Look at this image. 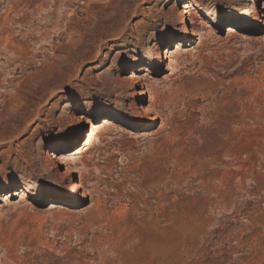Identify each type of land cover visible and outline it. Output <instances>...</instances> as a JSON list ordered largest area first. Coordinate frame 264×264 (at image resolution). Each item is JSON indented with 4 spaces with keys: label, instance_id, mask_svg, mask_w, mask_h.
I'll use <instances>...</instances> for the list:
<instances>
[{
    "label": "rangeland",
    "instance_id": "obj_1",
    "mask_svg": "<svg viewBox=\"0 0 264 264\" xmlns=\"http://www.w3.org/2000/svg\"><path fill=\"white\" fill-rule=\"evenodd\" d=\"M178 2L0 0V195L29 190L0 203V264H264V17L183 0L195 35L160 59Z\"/></svg>",
    "mask_w": 264,
    "mask_h": 264
},
{
    "label": "bare ground",
    "instance_id": "obj_2",
    "mask_svg": "<svg viewBox=\"0 0 264 264\" xmlns=\"http://www.w3.org/2000/svg\"><path fill=\"white\" fill-rule=\"evenodd\" d=\"M252 2L256 3V7L253 8L252 13L255 14V17H257L258 15H261L262 17H264V0H250ZM180 2V4H179ZM179 2L175 5L174 10V15H175V23L176 26L183 29L184 35L182 36L181 40L179 42H176L174 45H172V47H167V48H163V49H159L158 52H156L158 54V56L160 57V59L164 58V59H170L173 55H176L177 53H180L183 51V49L185 48V45L183 43V40H185L186 37H188L189 35H193L194 34V30H191L188 28L189 23L191 25H196V22L194 21V16L196 14L195 8L192 4L190 3H185L183 2V0H179ZM248 12H245L244 10L241 12V16L238 18H224V20H226L228 23H230L231 25H235V23L239 24L240 20H242V18H244L245 15H247ZM198 19L201 20L200 16H197ZM214 23H222L221 19L216 18L215 21H213ZM236 24V25H237ZM195 29V28H194ZM195 35V34H194ZM131 69H137V66H132ZM167 70L170 71V65L167 64ZM145 71V69L142 68V70H139V73H143ZM134 72H130L129 77H127L128 81H130L132 83L133 87H136V85L139 82L145 81L144 77L141 76H137L135 74H133ZM144 91V90H142ZM144 96H147V92H140L139 93V98L137 100V103H142L144 102ZM155 104H151V102H149V106L147 108L143 107V106H139L140 111L138 112V114L134 117L131 116H118L117 118H112V119H105L104 120V126H108V125H112L115 124L114 122H118L120 124H132V125H140V121L141 117H144L147 114H150L152 109H154ZM100 114L99 112H97L95 109H93V107L91 106H86L84 107V109L82 110V114L79 115L78 117V123H77V128L79 129V131H83L85 127H89L90 131H92L93 126L90 125V120L89 117H99ZM159 118L155 117L154 121H158ZM94 130V129H93ZM87 143V141H86ZM86 143H83L81 149H84L86 146ZM73 145H75V140H73L70 144V146L72 147ZM81 149L78 151H72L71 153H63L60 151H51L48 152L46 154V161L49 163H53L56 165V167L59 169H61V167H64V170L60 172L64 173V175H68L70 169L68 168L67 162L69 161V159L73 156H76L79 152H81ZM72 157V158H73ZM63 175V176H64ZM80 189V183L78 181L73 182L70 185V192L72 193H76L78 192V190ZM11 189L8 190L7 194H1L0 195V203L1 202H7L9 201L11 198L13 197H19L20 199L25 198L27 194H29V190L28 189H24V190H20L19 192H14L12 193ZM41 195V198H46L47 196L44 193H39ZM40 201V200H39ZM1 208V205H0Z\"/></svg>",
    "mask_w": 264,
    "mask_h": 264
}]
</instances>
